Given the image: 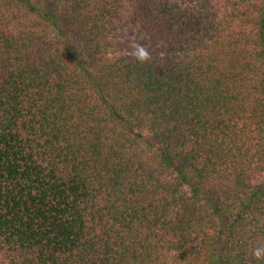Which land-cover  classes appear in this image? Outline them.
<instances>
[{
    "label": "trees",
    "instance_id": "16d2710c",
    "mask_svg": "<svg viewBox=\"0 0 264 264\" xmlns=\"http://www.w3.org/2000/svg\"><path fill=\"white\" fill-rule=\"evenodd\" d=\"M0 264H264V0H0Z\"/></svg>",
    "mask_w": 264,
    "mask_h": 264
}]
</instances>
